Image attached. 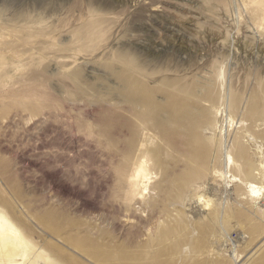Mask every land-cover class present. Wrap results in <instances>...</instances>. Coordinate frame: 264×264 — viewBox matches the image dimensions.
<instances>
[{
    "label": "rangeland",
    "instance_id": "obj_1",
    "mask_svg": "<svg viewBox=\"0 0 264 264\" xmlns=\"http://www.w3.org/2000/svg\"><path fill=\"white\" fill-rule=\"evenodd\" d=\"M0 212L26 264H264V0H0Z\"/></svg>",
    "mask_w": 264,
    "mask_h": 264
},
{
    "label": "bare ground",
    "instance_id": "obj_2",
    "mask_svg": "<svg viewBox=\"0 0 264 264\" xmlns=\"http://www.w3.org/2000/svg\"><path fill=\"white\" fill-rule=\"evenodd\" d=\"M28 245L23 233L0 212V264H26Z\"/></svg>",
    "mask_w": 264,
    "mask_h": 264
}]
</instances>
